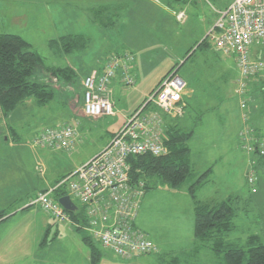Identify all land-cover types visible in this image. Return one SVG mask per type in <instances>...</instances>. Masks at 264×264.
Returning <instances> with one entry per match:
<instances>
[{
    "label": "rangeland",
    "instance_id": "obj_1",
    "mask_svg": "<svg viewBox=\"0 0 264 264\" xmlns=\"http://www.w3.org/2000/svg\"><path fill=\"white\" fill-rule=\"evenodd\" d=\"M232 1L0 0V34L20 37L29 45L30 52L42 58L44 66L70 67L75 74L70 80L62 79L63 82L56 87L50 75L42 69H37L31 80L53 85L54 99L46 106H38L34 100H30L18 106L7 117L0 115V212L11 216L0 233V264H93L91 250L82 240L83 235L88 236L89 233L78 231L72 224L58 225L38 205H30L42 180L56 184L55 182L71 172L74 166L98 154L106 143L104 124L94 123V120L83 115L82 79L91 72L97 62L104 63L106 58L124 51V44L131 45L140 52L139 69L148 72L145 76L155 72L154 69H157L156 72L163 69L167 60L168 64L171 62L172 54H183L182 58L185 60L194 50H197L195 56L190 57L183 69H208V63L214 65L217 62H213V59H216L212 52L213 44L209 39L208 47L197 46L215 23L216 13L213 9L222 10ZM142 3H168L175 6V9H184L185 21L179 24L164 14L158 26H154L147 21L148 16L154 13L147 6L141 10L144 23H139L140 15L136 8ZM94 4L97 6L93 7ZM110 23L112 24L109 25ZM133 23L140 27H135ZM68 35L82 36L86 41V49L69 55L56 54L52 41L59 42V38ZM252 52L256 53V58L264 60L262 45H254ZM193 57L196 58L195 62L190 64ZM224 59L231 63V57ZM134 61L136 62L135 56ZM180 62L177 65L174 63L172 68L177 69ZM260 80H264V77L257 82ZM127 90L123 94L128 92ZM141 106L142 104L130 116H134ZM238 108L242 115V127L245 124V114L250 113L249 107L247 104L244 110L240 106ZM81 116L86 118L90 133L82 138L76 137L71 150L31 147V141L43 130L68 123L69 118L80 120ZM11 130L14 134L6 138L7 131ZM76 131L79 132L77 128ZM238 155L242 163L246 164V156L241 152H238ZM238 164L240 166L239 162ZM41 165L44 168L43 178L36 173V167ZM259 167V171L257 166L255 169L257 178L260 179L258 192L250 194L248 188H245L243 197L251 198L252 201L259 199L257 207L262 225L258 228L259 231L255 232H259L257 234L264 242V166ZM246 170L242 173L244 178ZM225 173L237 176V181L241 176L239 167L230 168ZM148 182L152 184V188L147 190L145 195L150 196L153 202L152 209L146 212V216L155 228L152 239L155 235L168 243L181 242L187 234L175 231V189L161 180L149 179ZM188 187V184H182L179 194H188ZM219 187L225 188L226 185L222 183ZM72 201L80 207L76 200ZM142 201L143 199L141 203ZM23 208L25 209L22 210ZM138 220L137 217L136 222ZM251 226L254 228L253 224ZM244 227H250V224ZM93 243L99 251L104 252L96 240H93ZM107 255L108 257L103 256L96 264H157L155 255L141 256L131 261L120 260L109 252Z\"/></svg>",
    "mask_w": 264,
    "mask_h": 264
},
{
    "label": "built area",
    "instance_id": "obj_2",
    "mask_svg": "<svg viewBox=\"0 0 264 264\" xmlns=\"http://www.w3.org/2000/svg\"><path fill=\"white\" fill-rule=\"evenodd\" d=\"M214 12L216 20L206 37L222 56L234 59L239 70L235 92L239 106L244 110L249 102L248 83L264 77V60L251 57L254 45L264 47V0H233L224 9ZM174 18L182 24L186 14L182 10L174 13ZM133 65L132 54H115L107 58L100 73H92L83 79L84 116L95 119L114 115L110 100L112 80L119 72L123 87L133 86L130 74ZM184 90V81L177 75L176 69L172 70L101 152L81 164L58 185L39 192L30 205H38L59 224L69 222L66 211L52 199L54 192L65 186L68 197L85 207L88 219L86 230L103 249L123 260L155 252L154 245L133 226L144 195V183L140 181L135 188H131L127 159L145 154L158 157L165 153L161 144L162 114L175 118L183 115ZM247 119L245 114L244 120ZM75 126L70 123L47 128L31 144L35 148L69 151L77 137ZM243 131L240 132V140L253 141L254 144L245 146L244 150L252 152L255 149L264 155V137H254L252 130ZM36 170L40 175L44 173L42 165ZM255 180L250 171L247 182L253 185Z\"/></svg>",
    "mask_w": 264,
    "mask_h": 264
},
{
    "label": "crops",
    "instance_id": "obj_3",
    "mask_svg": "<svg viewBox=\"0 0 264 264\" xmlns=\"http://www.w3.org/2000/svg\"><path fill=\"white\" fill-rule=\"evenodd\" d=\"M95 6L97 5L94 4L93 7ZM147 6H149V9L153 10L154 12L152 16H148L147 21L154 26H158V22L162 20L164 14H167V16L171 17V19H173V21L175 22L174 13L182 10L185 12L184 9H175V6L168 3H163L162 5H146L142 3L139 4L136 8V11H138V15H140V18L138 19L139 23H144V20H142L143 15L141 13V10H143V8L146 9ZM225 7L226 6H224V8ZM111 24L112 23H110L109 25ZM133 24L135 27H140L136 23ZM105 26L106 25H102V27ZM123 47H125V50L121 53L128 52L132 54L133 57L135 56L136 59V62L134 61V65L130 69V74L132 75L134 84L131 88L129 87L130 89H125L121 83V75L119 72L112 80L110 100L113 104L114 115L101 117L94 120V123H102L105 127L104 131L106 133L107 140L104 146H102V150L112 139L113 135L116 134L122 127L125 121L132 114V112L144 103L146 98L152 91H154L159 82L172 70L174 63L175 65H177V63L181 61L179 67L176 69V73L185 83V90L182 95L184 113L181 117L175 118V126L182 132L192 131V135L188 141L189 158L192 167V173L189 176V179L185 180L183 184L185 183L190 186V184L198 175L206 172L208 169H210V172L208 174L206 184L198 188L195 192V198L190 195L189 187L186 190L188 194L183 195L179 194L182 185L177 190L175 189V231L187 234L185 235V238L181 240V242L176 241L168 243L165 242L162 238H157L155 235L153 236L155 238L152 239V234L155 232V228L152 227L150 219L146 216V212L152 209L151 205L153 199L147 194H144L143 201L140 204L138 214L139 220L135 222V226L146 233L148 238L156 245L157 254H155V258L157 264H184V261L177 258V256H175V253H179L180 256L186 254L184 253L185 250L189 249L191 245V241L193 239L194 201L210 205L216 204L229 196L242 197L246 188L245 178L242 177V173L243 170L247 169L248 157L245 155L247 158L246 164L242 163L238 152H243L237 148L236 142L237 133L241 127L242 116L241 111H239L238 108L239 99L235 92V81L239 75L238 70L233 58L231 59V63H228V59H224L226 57L220 55L221 53L213 46L214 50L212 52H214L216 57V59H213V62L214 60H216L217 62H215L214 65L212 63H208V69H183V67L187 65L185 63L190 59V57L195 56L197 50H194L193 53L190 54L185 60L182 58L183 54H172L170 56L171 62L168 64L169 60H167L163 69H160L157 72V69H154L156 73L152 72L149 75L145 76V73L148 72H145V69H139L141 67L140 52L136 51L133 46L128 44H124ZM204 52L207 53L206 51ZM252 53L254 52H252L251 48V57L254 60H260L256 58V53ZM115 54L120 53L118 52ZM195 59L196 58L193 57V61H191L190 64L194 63ZM103 67V62H97L96 66L87 75L95 73L94 71L99 72ZM51 80L54 81L56 87L59 83L63 82L62 79L56 80L52 77ZM248 86V107L251 117V124L264 134V114H262V112L264 111V80H260L259 82H251ZM126 90L128 92L123 94V92ZM167 118L168 117L166 115L162 114V119L164 122V124H162L163 130H165V123ZM68 121V123L65 124L75 123L76 128L79 131L77 132V138H82L83 135H89V127L84 116H81L80 120L69 118ZM84 129L86 130V132ZM238 162L240 163V166ZM83 163L81 162L78 165L74 166L71 172H73L78 166ZM241 163L243 164V166H241ZM259 165L264 166V161H260ZM259 165L257 166V171H259ZM234 167H239V172H241V176L238 181L237 176L234 177V175L231 173H225L230 168ZM71 172H69L68 174H70ZM259 181L260 179H258L257 188L260 183ZM222 183L226 185L225 188L219 187ZM40 184L41 185H38L39 190H37L34 196L38 192L47 190L55 185L47 183L45 179L42 180ZM257 192L258 191H256V193ZM257 201L259 202L258 198L254 200L256 204H258ZM25 208H23L22 210H24ZM10 218L11 216H7L6 214L4 219L0 221V233L3 226L9 221ZM57 224L62 225L59 223ZM257 235L259 236V234ZM107 252L105 253L104 250V257H108ZM109 253L112 254L111 252ZM166 253H168L169 256L165 257L166 259H164V261L158 260V256ZM192 257L195 256L192 255ZM192 260V263H198V260ZM205 262L206 261H202L200 262V264H206Z\"/></svg>",
    "mask_w": 264,
    "mask_h": 264
},
{
    "label": "trees",
    "instance_id": "obj_4",
    "mask_svg": "<svg viewBox=\"0 0 264 264\" xmlns=\"http://www.w3.org/2000/svg\"><path fill=\"white\" fill-rule=\"evenodd\" d=\"M208 43V38L205 37L197 47L208 46ZM51 44L56 47L55 52L60 56L81 52L87 47L85 39L80 35L64 36L59 38V42L53 40ZM28 47L29 45L18 36L0 34V115L3 117H7L18 106L24 105L30 100H34L38 106H46L54 99L55 89L53 85L47 82L31 80L37 69H42L43 72L56 80H70L75 76L70 67L56 68L44 66L42 58L38 54L30 52ZM94 72L97 73L96 71ZM262 114H264V111ZM247 116L249 120L247 119L244 126L238 131L236 142L237 148L248 157V166L245 174L246 188H248L250 194H255L258 185L255 169L260 161H264V155H260L255 149L252 152L244 150L245 146L254 144H252L253 141L246 140L247 143L240 140L239 135L240 132L246 129L252 130L254 137H264V134L251 124L250 113ZM99 118L90 119L96 120ZM163 131L161 139V144L165 150L163 155L154 157L150 154H145L130 156L127 159L130 186L131 188H135L140 181L143 182L144 194L152 188V184L150 185V182H148L149 179L161 180L169 185L170 188L177 190L185 180L189 179L192 173L188 147L192 131H180L175 126V117L167 118L165 130ZM12 133L14 134V131H7L6 138ZM250 171L256 179L253 185L247 182V174ZM209 172L210 169L198 175L190 184L189 193L193 198H195L194 194L197 189L206 184ZM36 173L43 178L37 171ZM67 176H63L60 180L56 181L54 186L58 185ZM64 196H68V192L66 187L62 186L54 192L52 199L58 201L59 198ZM143 197L144 195L140 199L139 209ZM246 198L243 196H229L211 205L194 201L193 239L191 245L189 249L185 250L184 253L186 254L180 256L179 253H175V256L186 264H200L202 261H206V264H264V242L259 237L260 235L258 236L257 232H255L259 231L258 228L262 225V221L259 220V209L251 198ZM79 205L80 207L75 205L77 207L76 211L71 213L66 212L69 222L62 225L72 224L78 231L89 233L86 230L88 221L86 209L80 203ZM5 216L4 212H0V221ZM135 222L136 220L134 221V228L140 231L155 247V252L144 256L157 254L155 244L148 238L146 233L135 226ZM246 224H250V227L245 228ZM251 224L254 225V228ZM235 233L236 236L234 237ZM82 238L91 250V262L93 264L99 263L103 257V253L95 247L93 240L96 239L90 234L88 236L83 235ZM103 250L111 252L106 249ZM192 255L195 257H192ZM167 256H169L168 253L162 254L158 256V260L164 261ZM192 259L198 260V263H192Z\"/></svg>",
    "mask_w": 264,
    "mask_h": 264
},
{
    "label": "water",
    "instance_id": "obj_5",
    "mask_svg": "<svg viewBox=\"0 0 264 264\" xmlns=\"http://www.w3.org/2000/svg\"><path fill=\"white\" fill-rule=\"evenodd\" d=\"M58 204L64 209V211L71 213L76 211V206L68 196H64L58 199Z\"/></svg>",
    "mask_w": 264,
    "mask_h": 264
}]
</instances>
